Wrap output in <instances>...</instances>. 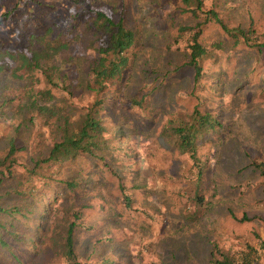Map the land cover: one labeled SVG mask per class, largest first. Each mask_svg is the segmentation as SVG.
I'll return each instance as SVG.
<instances>
[{"label":"rangeland","instance_id":"obj_1","mask_svg":"<svg viewBox=\"0 0 264 264\" xmlns=\"http://www.w3.org/2000/svg\"><path fill=\"white\" fill-rule=\"evenodd\" d=\"M44 1L54 14L46 24H65L66 12L73 7L69 9L63 0ZM10 3L0 0V9ZM204 3L217 10L228 26L245 28L251 19L255 35L264 41V0ZM88 8L101 9L114 20L122 18L133 31L134 42L122 77L103 94L101 116L109 143L102 156L107 165L99 158L78 156L63 163L49 180L56 185L58 179L74 178L78 184L73 190L63 184L57 189L67 196L65 203L77 194L79 203L93 205L81 219L93 228L75 230L80 260L86 264H212L209 251L213 244L222 250L239 249L246 242L255 244V234L264 238L263 178L252 166L253 161H264V53L234 45L233 39L210 22L200 40L207 46L219 42L221 48L211 49L204 58L203 74L194 85L184 45L176 48L172 44L181 25L194 23L188 12H182L180 0H86L77 10ZM57 11L62 15L57 16ZM41 13H34V29L43 24ZM74 41L56 60L71 66L69 73L76 83L84 78L92 51L83 49L85 38ZM72 56L78 58L71 60ZM25 83L0 73V95L3 87L9 88L3 92L7 95L25 94L24 89L29 90ZM51 93V104L58 111L48 119L28 109L29 102L23 101L18 110L12 104L0 108V155L11 137L26 147L27 154H45L59 136L57 118L64 113L77 117L80 108L93 100V96L70 97L55 89ZM142 96L146 98L140 101ZM133 101L139 105L131 108ZM197 103L220 121L198 142L197 155L203 162L199 180L168 131L173 122L176 125L189 118ZM111 171L129 187L131 211L121 206ZM242 217L246 219L239 220ZM53 228L51 239L59 229ZM2 256L0 264H32L25 254L20 256L22 262L13 263ZM48 264L63 263L57 257Z\"/></svg>","mask_w":264,"mask_h":264},{"label":"trees","instance_id":"obj_2","mask_svg":"<svg viewBox=\"0 0 264 264\" xmlns=\"http://www.w3.org/2000/svg\"><path fill=\"white\" fill-rule=\"evenodd\" d=\"M86 0H63L72 11L66 12L68 19L60 27L46 24L54 15L52 6L44 0H11L0 9V73H8L16 81H26L21 95L6 92L0 95V108L11 105L16 110L21 103L38 111L45 119L57 115V107L51 104L52 89L58 93H67L83 97L93 96V100L80 108L77 117L64 113L57 118L59 136L53 140L44 154H27L26 147L9 138L7 147L0 155V254L2 257L22 262L20 256L25 254L32 264H48L57 257L63 264L83 263L75 250V230L92 229L93 225H84L81 219L93 208L87 202L79 203L76 194L74 200L67 203V196L57 191L63 184L73 190L77 186L74 178L58 179L56 185L50 184V178L59 173L61 165L85 155L88 159L99 158L107 165L103 151L109 143V132L101 116L104 106V92L122 77L128 64V52L134 42L133 31L126 27L123 19L114 20L105 11L96 8L77 10ZM182 12H188L194 19L193 24L181 25L173 43L176 48L184 45L187 54V66L193 70V83L198 82L203 74L202 61L211 49L221 48L219 42L209 46L200 40L203 28L213 22L221 31L233 39L234 45L244 44L259 49L264 53V41L255 35L253 21L247 27L228 26L221 14L213 7L205 5L204 0H180ZM28 8H31L28 11ZM47 8V9H46ZM35 11H42L39 17L43 22L41 28L32 27ZM63 11V13H65ZM18 15L20 16H17ZM62 15V12H55ZM67 18V17H66ZM85 38L84 50H91V59L87 62L84 78L73 83L69 67L64 61L57 63L56 58L69 50L72 42ZM75 42V41H74ZM78 58L72 56L70 59ZM26 90V91H25ZM25 97V99H24ZM146 96H142L140 101ZM40 100V102H39ZM139 105L133 101L131 108ZM31 121L34 118H29ZM170 125L174 145L178 151L187 156L190 167L195 170L199 180L203 172V162L197 155L200 138L208 130L218 126L220 121L209 111L199 108L197 103L189 118L178 120ZM48 122V121H47ZM59 122V123H58ZM165 131V130H164ZM28 155V158L24 155ZM252 166L263 178L264 195V161H253ZM117 181V193L121 206L131 211L132 196L123 178L111 171ZM47 180V181H46ZM133 185L132 188H136ZM48 194L49 196H47ZM242 217L239 220H245ZM54 225L56 238L50 226ZM31 230V232L29 231ZM30 233L33 236L27 235ZM54 234V233H53ZM256 243L246 242L239 249L222 250L216 244L209 251L212 264H264V238L258 234ZM22 264V263H20ZM143 264H155L154 262Z\"/></svg>","mask_w":264,"mask_h":264}]
</instances>
